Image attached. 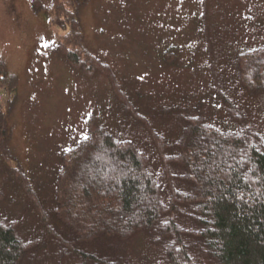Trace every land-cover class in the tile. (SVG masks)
I'll return each instance as SVG.
<instances>
[{
    "label": "rangeland",
    "instance_id": "1",
    "mask_svg": "<svg viewBox=\"0 0 264 264\" xmlns=\"http://www.w3.org/2000/svg\"><path fill=\"white\" fill-rule=\"evenodd\" d=\"M51 3L0 0V131L8 132L10 154L8 163L0 157V220L17 227L24 242L40 235L36 206L53 205L62 157L85 138L91 119L115 139L148 151L144 131L119 110V86L130 95L132 108L138 106V115L174 141L181 125L160 116L170 106L179 107L185 118L202 116L222 131L236 128L216 98L219 76L252 131L264 135V96L244 92L233 69L240 53L264 45V0H90L76 12L82 34L78 48L65 37L68 28L50 27ZM204 16L214 45L213 68L204 43ZM61 51L77 52L97 67L102 62L113 80L101 73L86 76ZM167 52L173 65L166 62ZM262 69L260 64L256 72ZM144 236L126 245L135 264H166ZM42 246L34 250L35 263L60 261L53 239Z\"/></svg>",
    "mask_w": 264,
    "mask_h": 264
},
{
    "label": "trees",
    "instance_id": "2",
    "mask_svg": "<svg viewBox=\"0 0 264 264\" xmlns=\"http://www.w3.org/2000/svg\"><path fill=\"white\" fill-rule=\"evenodd\" d=\"M65 1L52 0L49 24L55 31L68 28L65 37L78 48L82 34L76 12L90 0ZM204 43L213 68L214 45L205 16ZM61 53L86 76L101 73L113 80L102 62L97 67L77 52ZM169 55L166 62L173 65ZM260 64L264 66V45L240 53L233 65L234 80L251 97L264 96V69L256 72ZM3 70L0 65V87ZM214 86L236 128L222 131L202 116L185 118L179 107L170 106L160 116L181 125L174 141L138 115V106L132 108L130 95L119 86V110L144 131L148 151L115 139L91 119L85 138L62 157L53 205L36 206L40 235L24 242L17 227L0 220V264H47L35 263L34 250L52 239L61 259L50 264H135L126 245L143 235L166 264H264V135L252 131L219 76ZM8 142V132L1 128L4 162L10 161Z\"/></svg>",
    "mask_w": 264,
    "mask_h": 264
}]
</instances>
